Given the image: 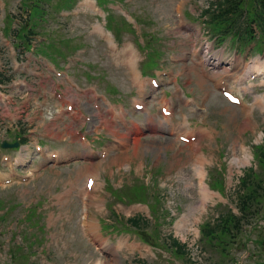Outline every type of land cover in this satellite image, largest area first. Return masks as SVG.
Listing matches in <instances>:
<instances>
[{"label": "rangeland", "instance_id": "1", "mask_svg": "<svg viewBox=\"0 0 264 264\" xmlns=\"http://www.w3.org/2000/svg\"><path fill=\"white\" fill-rule=\"evenodd\" d=\"M64 1L68 2L69 0H52V5H47L46 3V6L51 8V11L48 12L49 16L47 15V22L43 23L37 20L35 31L42 36H51L55 41H62L76 48L80 47L81 50L74 53V56H80L81 60L79 68L72 69L71 75L74 83H71L72 81L69 83L64 78L59 79L54 74L47 73L45 78L34 81L28 88L8 86L10 95L15 98L9 101L7 108L1 104V123H10L16 131L18 129L23 130L22 132L27 135L29 131L27 129L34 130L36 132L34 138H36L37 134H40L39 142L48 143V147L52 150L61 151L63 157L74 155L72 153H76V156H81L82 153L91 149H101L104 145L114 141L115 137L113 134L116 135L117 132L124 139H130L133 147L129 151L128 156L133 157L134 162L130 163L124 158L125 160L120 159L118 163L114 164L113 160L123 153L115 154L116 152H114L106 162L102 163L99 167L98 186L88 196L87 216L91 220L111 217L116 219L112 214L114 210L122 217L121 219L125 223L127 219L136 217L140 213L146 215L142 217H150V222L156 217H161L164 226L161 227L162 233L158 231L160 238H169V233L173 232L175 234L174 237L181 243L188 242L191 246L195 245L192 234L187 230L188 227L182 232L175 227V221L180 215L189 214L192 216L200 213V202L193 187L194 177L190 172L192 161L189 146L174 143V140L168 135L162 136L160 132H155V128L157 130L158 125H154L150 118L133 110L131 107L136 90L120 53L122 48H125L128 44H131L135 49L139 47L135 44L131 35H126L124 40H122V43L124 41L125 43L118 44V49H121L117 52H109L108 45L96 33L93 34L94 32L91 28L97 20L94 15L87 13L70 15V17H63L61 14L57 15V5ZM21 3L28 5L29 1L0 0V62L10 63L11 67L8 75L13 73L12 69L18 60L21 61L23 59L19 55V52L23 50L21 42L20 44L18 42L17 45L16 41H13L14 43L11 42V35L15 33L9 32L10 27H22V25H17V20L21 24L27 21L28 15L23 12L25 8L21 6ZM206 3L207 0H132L128 9L141 19L146 26V32L154 35V46L161 49L164 57L166 56L165 59L172 53H176V55L185 59L196 45L193 36H187L180 30V19L176 15V9L181 8L184 13L183 16L185 15L187 20H189L191 13L194 15L192 17L198 18L201 9L205 7ZM106 6L108 7L109 5ZM110 13L119 12L113 10ZM100 20L104 21L103 18H100ZM13 21H15L14 24L16 25H13ZM197 24L199 27L202 26L198 22ZM205 38L207 37L203 38L204 41ZM34 42H36V37H34ZM11 51L14 53L13 56H11ZM142 55H144V52L140 50L139 58ZM12 57L13 59H11ZM68 59L64 60L62 58L59 68L63 67L68 62ZM187 64L191 66L189 62ZM187 64L184 67L185 64L182 62L178 68L185 69L187 75L190 76L193 69ZM200 80L196 74L194 76L191 75L189 91H201L211 95L210 102L205 106L206 111L203 114L207 122L203 124L219 129L222 132L219 141L223 143L221 145H210L209 142L211 141L206 142L205 153L212 158L206 165L208 171L207 180L209 183L214 179L222 180L227 192L232 195L231 199L234 200L231 204L232 207L218 206V208H213V203L208 204L206 212L199 217H194H201V223H204L205 221L214 222L220 215L227 212L231 213L230 209L234 213L239 214L235 202L237 196L234 194V190L248 168L256 163L253 155L254 147L264 143V110L255 109L250 115L243 114L238 108L229 105L226 100L214 93L208 83H204V81V85L201 86L200 84L203 83ZM61 82L65 85L61 88L62 92L68 100L63 105L65 106L68 103L76 104L77 114H66L58 121H55L56 116H54V119H49L48 112H44L39 107V104L46 100L44 91H47L50 96L51 90L55 88V85H60ZM92 87L97 88L98 93L103 97L107 98L108 95L114 99L113 102L124 112L127 122H129V129L135 132L134 135H130L128 131L121 129L123 125L118 121V123H114V131L102 128L95 133L89 128V125L87 128L77 122L80 112L84 115L93 114L98 116L99 114V112L94 110L95 100L91 92ZM150 94L147 93V95ZM156 96L158 100H154L150 106L153 110H156L159 105L160 94ZM77 97L80 99L79 102H77ZM101 101L103 104L106 103L105 99H101ZM125 113H128V115ZM104 115L100 113L99 119H94L93 126L104 125L108 119ZM108 116L111 121L115 120L111 114ZM81 129H84L89 136L88 149L81 145L80 136L77 135V132ZM108 138L111 140L108 141ZM241 144L244 145L242 148L250 152L249 162L245 159V149L243 151L239 150L241 149ZM233 146H236L235 155L232 152ZM12 154L3 152L0 158L2 159L5 155L12 156ZM234 156H238L237 162H234ZM221 157L227 161L229 173L226 170V166L222 164ZM98 162L100 161L95 164ZM6 165L10 166L11 163H6ZM6 165L4 169L9 170ZM36 167H42V170H38L39 172L28 183L15 184L6 188L0 187V197L4 198L5 202L17 204L16 209L10 214V221L7 224L16 226L17 221H20L27 214L29 208L36 207L40 215L37 214L31 221L38 224V227L34 228L33 233L38 237L37 244L34 246V249L40 252L37 259L38 264H94L100 257L94 247L82 235L80 228L82 224V201L79 197L82 186L85 183V177L91 172L92 163L79 158L73 163L61 165L47 163V161L40 159L33 166V168ZM153 168H155V173L152 176L151 169ZM150 180L148 190L159 198V214L151 213L145 207L137 209L129 207L111 196L112 188L121 189L126 191V193L131 192V188H133L140 194L139 186H144L143 183ZM72 185H74V188ZM130 194L134 195V192L132 191ZM195 210L197 211L195 212ZM191 216L188 217V221ZM258 218L256 217L252 223L255 232L249 228L245 227L243 229L242 227L235 231L234 234L224 232V235L220 236V231L216 230V238L211 243L207 242L206 244L207 252L204 264H236L237 262L240 264L241 259L246 256L243 257L241 254H236L235 256L238 258L236 260L235 256L229 255L228 252L236 245L247 243L249 246L248 241L259 239L258 234L262 231L261 228L264 231V223H260ZM92 222H95L96 228H100L99 221ZM151 224L149 223V226ZM242 229L243 231H241ZM150 231L148 233L155 235L152 229ZM109 232L111 235L105 232L103 237L109 244L113 245L118 242L120 237L113 232V229ZM159 236L156 235L152 239L160 240ZM5 237L10 238V236ZM16 241L22 242L21 237H16ZM165 241L168 242L167 239ZM219 241H221L222 246L217 245ZM224 247L227 248L224 249ZM250 248L258 256L251 257L246 264H254L257 259H259L257 264L264 262L259 257L260 253L264 254V248L260 244L251 245ZM44 249H46L47 254H50V257H47V254L45 257L41 256ZM223 251H225V254L222 253ZM0 254H2L0 256L1 263H11L8 252L7 254L6 252H0ZM169 257L170 254L167 252L163 255L158 253L157 256L151 253L149 256L142 251L127 253L124 250L120 252L119 262L122 264H135V259L145 258V262L150 264L158 263L155 260H159V264H182L179 261L168 260ZM182 258L188 261V257ZM18 262L22 263L23 259L20 258Z\"/></svg>", "mask_w": 264, "mask_h": 264}, {"label": "trees", "instance_id": "2", "mask_svg": "<svg viewBox=\"0 0 264 264\" xmlns=\"http://www.w3.org/2000/svg\"><path fill=\"white\" fill-rule=\"evenodd\" d=\"M210 12H213V24H215L216 27L218 26V28L222 29L228 25H234L236 23L238 24L241 20L264 24V0H219L216 9H211ZM250 27L251 25H249L247 29L249 30ZM261 150L262 155L260 157V165L262 168H264V148ZM250 177L251 175L248 176V181L243 182L244 188H248ZM257 182L258 183H255L252 190L241 199V209L244 215H252L253 207L257 205L258 201L261 203L264 198L263 193L260 194L261 190H259L264 184V180L260 178ZM255 214H257V211ZM242 225L243 221L240 220V218L231 216L227 221H225V224L219 226L218 228L220 230V228L223 227L221 230L227 233L234 230H239ZM215 232L216 230L208 231L209 235L213 234V236L215 235ZM178 244V242L174 243L179 252L184 253V246Z\"/></svg>", "mask_w": 264, "mask_h": 264}, {"label": "bare ground", "instance_id": "3", "mask_svg": "<svg viewBox=\"0 0 264 264\" xmlns=\"http://www.w3.org/2000/svg\"><path fill=\"white\" fill-rule=\"evenodd\" d=\"M189 69H190V68H189ZM200 82L203 83L204 80L201 79ZM128 153H129V150L124 151L121 155L117 156V157L113 160V163H114V164H115V163H118L120 159H121V160H125L126 157H128ZM202 156H203V154H202ZM124 158H125V159H124ZM248 158H249V157L247 156V151L245 150V159H246L247 162H248ZM196 161H197V162H196ZM196 161H195L194 166H193V169H194V171H195V174H197V176H200L201 178H203V177L205 176V173H206V172H205V168H204V165H205L204 157H201V155H199L198 159L196 158ZM237 161H238V159L236 158V159L234 160V162H237ZM100 165H101L100 162H98L97 164H95L96 168H98ZM205 187H206V186H204L203 189L200 190V193L203 194L204 196H206V200H207V199H208V195H207V193H206V195H205V193H204V192H206V191H205ZM187 219H188V218H187ZM186 223H187V220H185V222L182 223V225L180 226V228L184 229ZM95 264H102V262H101V261H98V262H96Z\"/></svg>", "mask_w": 264, "mask_h": 264}]
</instances>
